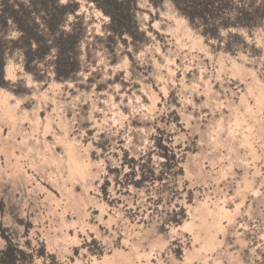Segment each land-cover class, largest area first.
Returning a JSON list of instances; mask_svg holds the SVG:
<instances>
[{
	"label": "rangeland",
	"instance_id": "1",
	"mask_svg": "<svg viewBox=\"0 0 264 264\" xmlns=\"http://www.w3.org/2000/svg\"><path fill=\"white\" fill-rule=\"evenodd\" d=\"M49 1L0 0V11L37 10L43 28ZM72 1L80 21L58 30L85 36L69 81L0 21V226L44 248L30 264H264V0H229L228 17L250 16L215 38L170 0H139L135 44L108 39V18ZM124 152L158 179L134 186Z\"/></svg>",
	"mask_w": 264,
	"mask_h": 264
},
{
	"label": "trees",
	"instance_id": "2",
	"mask_svg": "<svg viewBox=\"0 0 264 264\" xmlns=\"http://www.w3.org/2000/svg\"><path fill=\"white\" fill-rule=\"evenodd\" d=\"M86 1L92 3L108 18V39L116 37L123 43H126L125 36H128L131 38L132 43L135 44L144 36L136 20V12L138 11L137 2L139 0ZM148 1L153 7L157 8L164 0ZM170 1L175 9L188 19L191 25L201 27V34L205 37L211 36L215 38L218 36L221 28L235 26V23H237L236 21H241L247 17V15L250 16V14H248L249 11L237 10L232 18L228 17L232 12L231 8L228 7L229 0ZM251 4H254V0H251ZM77 9L78 4L74 3L72 0H68L66 4H60L58 0H52L50 5H46L44 10H42L45 14V24L43 28L37 23L35 16H32L34 13L38 12L37 10H35L34 13L26 11L21 14L20 10H14L13 6H10L9 9L6 8L0 11V21L3 25H7L10 19L16 21L21 34L20 41L25 40L26 47L29 49V51L26 52L27 55L41 52L40 59H42L53 53V60L51 63L55 78L58 81L65 82L72 80L81 69L78 46L85 36V29L82 27L79 30L80 32H75L73 29L66 32L64 30L60 31L58 28L62 25L61 21L68 15L71 14L75 16ZM8 11L10 12V16H7ZM75 18L80 21V18L76 16ZM71 26L73 28L75 24L72 23ZM79 26H82V24H79ZM34 44H36V48L31 50ZM40 44L43 45L42 49ZM2 58L3 51L1 50L0 44V85L4 83ZM164 141L165 140L161 138L155 139V145L156 148L161 151L159 155L164 159L165 166L169 170H173L178 167V161L176 160L175 154L171 151V148L168 147ZM123 160L124 161L120 164L121 168H125V165L129 168V172H127L126 175H139V179L133 183L134 186L139 187L138 185H141L145 181L158 179L154 176L152 169H143V159H128V153L124 152ZM174 221L176 223L178 222L177 220ZM0 238L3 241V246L0 247V264H30L33 263L35 258H44L46 255L43 247L35 251L30 248L29 242L25 244L26 249L21 248L18 244L13 242L11 237L6 234L5 229L1 226ZM50 258L54 261L53 256H50ZM43 264H45L44 261Z\"/></svg>",
	"mask_w": 264,
	"mask_h": 264
},
{
	"label": "bare ground",
	"instance_id": "3",
	"mask_svg": "<svg viewBox=\"0 0 264 264\" xmlns=\"http://www.w3.org/2000/svg\"><path fill=\"white\" fill-rule=\"evenodd\" d=\"M8 76V75H7Z\"/></svg>",
	"mask_w": 264,
	"mask_h": 264
}]
</instances>
